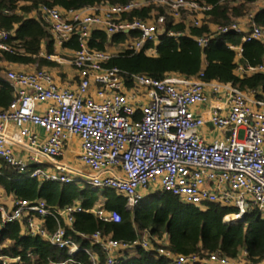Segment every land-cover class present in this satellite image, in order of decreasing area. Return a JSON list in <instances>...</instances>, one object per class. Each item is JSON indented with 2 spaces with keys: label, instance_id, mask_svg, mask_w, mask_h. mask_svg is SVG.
I'll use <instances>...</instances> for the list:
<instances>
[{
  "label": "built area",
  "instance_id": "1",
  "mask_svg": "<svg viewBox=\"0 0 264 264\" xmlns=\"http://www.w3.org/2000/svg\"><path fill=\"white\" fill-rule=\"evenodd\" d=\"M146 1L108 5L99 14L41 9L56 47L62 48L76 38L78 49L70 65L78 81L61 87L42 69L7 72L14 97L5 110H0V160L30 178L60 184L84 182L94 189L113 190L125 199L127 211L157 186L185 204H219L233 209L235 212L223 217L225 224H235L252 211L264 219V95L257 98L232 83L206 81L202 75L195 81L179 75L162 80L143 75L125 78L118 69L104 67L112 55L89 48L93 31H102L108 37L128 35L123 49L145 51L148 55L155 51L147 46L157 44L162 37L178 40L184 36V32L166 30L164 16L146 21L123 18L149 5L150 0ZM154 1V5L166 8L174 20L181 12L192 13L193 27L200 26L202 13L208 10L186 0ZM226 34L239 36L242 43L264 41V28L249 20L247 25L236 21L216 27L194 41L204 49L215 36ZM9 37L10 33L0 30V51L10 52L5 44ZM228 48L236 51L237 57L242 52L240 47ZM46 59L58 62L55 55ZM236 72L264 74V66H239ZM30 127L41 129L46 135L44 141L40 142ZM72 138L77 139L78 148L71 159L73 165H69L64 155ZM13 147L29 155L30 165L15 157ZM81 213L92 214L102 222L120 221L119 214L107 212L103 203L89 210L78 203L60 210L46 208L43 201H14L9 210L0 204L2 225L26 219L28 236L66 251L69 258L87 253L65 228ZM47 217L54 222L53 232L36 219L43 221ZM81 237L101 248L106 264H116V252L151 249L148 233L131 245L101 239L98 233ZM155 252L174 264L199 262L194 255L174 256L162 247ZM90 260L95 264L93 257ZM19 262V257L0 255V264ZM202 262L236 264L219 254Z\"/></svg>",
  "mask_w": 264,
  "mask_h": 264
},
{
  "label": "trees",
  "instance_id": "2",
  "mask_svg": "<svg viewBox=\"0 0 264 264\" xmlns=\"http://www.w3.org/2000/svg\"><path fill=\"white\" fill-rule=\"evenodd\" d=\"M131 0H0V30L10 33L5 44L10 52L0 51V73L2 64L36 67L50 70L58 64L47 60L53 56L55 43L47 24L42 19L41 9L62 11H81L95 8L101 4L125 5ZM208 9L202 13L199 27L191 25L192 13L183 12L177 20L168 16L166 8L149 4L132 10L123 18L133 20H156L165 17L166 30L184 32L178 40L162 37L157 44H149L154 55L145 51L134 52L128 49L113 54L105 68H116L122 76L143 75L154 80H162L168 75H179L187 79L202 75L206 81L232 83L239 90L253 93L257 98L264 95V74L253 72L238 74L239 66H264V41L253 40L242 43L239 36L226 34L215 36L209 45L201 49L194 39L207 36L212 28L228 26L240 19L254 22L264 28V6L254 13L250 7L260 0H186ZM251 18H250V17ZM131 37H136L135 34ZM128 35L119 34L108 37L102 31H93L88 46L93 51L105 52L111 46L124 44ZM240 47L236 51L228 48ZM62 48L77 51L75 37L62 45ZM13 87L0 77V109L4 110L13 100ZM89 186L60 184L40 181L17 172L0 161V198L34 203L43 201L46 208L60 210L78 203L82 209L89 210L97 202ZM103 206L107 212L119 214L118 223L102 222L88 213L76 214L74 222L66 228L67 235L87 253H78L72 258L66 251L57 250L49 243L24 233L26 219L5 225L0 219V255L13 259L20 258L19 264H106V256L101 248L89 239L98 233L101 239H111L131 245L149 234V250L137 248L134 255L125 252L117 258L116 264H174L158 255L155 249L162 247L174 256H196L199 262L212 254H219L233 262L240 255L244 264H264V219L256 212L247 213L235 224H225L223 217L235 212L219 204L194 206L185 204L177 197L158 190L148 195L133 210L125 209V199L113 190H103ZM44 227L53 232L54 223L50 217L44 219ZM165 240V242H164ZM157 241L160 243H157ZM244 254V255H243Z\"/></svg>",
  "mask_w": 264,
  "mask_h": 264
},
{
  "label": "crops",
  "instance_id": "3",
  "mask_svg": "<svg viewBox=\"0 0 264 264\" xmlns=\"http://www.w3.org/2000/svg\"><path fill=\"white\" fill-rule=\"evenodd\" d=\"M262 1H264V0H262ZM258 2H261V0L260 1H258ZM108 6V4L106 3V4H101V5H99V6H96L95 8H93V9H84V10H81L80 12H82V13H84V14H89V13H97V14H99L102 10H104V8L105 7H107ZM264 6V3H263V5H261L259 8H261V7H263ZM252 13H254V12H252ZM191 20V19H190ZM237 22H240L241 24H243V25H247V23H248V20L247 19H240V20H238ZM215 28H212V31L214 30ZM55 52H56V54H55V56L57 55V53L58 54H63V55H68V53H71V54H74V51H71V50H68V49H64V48H58V47H56L55 46ZM2 68H3V70L4 71H2L1 73H0V77H1V79H3V80H5V81H7L6 80V74H7V72H11V71H14V72H21V71H23V72H32V71H34L35 69H36V67H30V66H20V65H15V64H2ZM51 70V69H50ZM66 73H68V74H66L65 76H63L62 78H55L52 74H50L51 76H52V78H53V80H54V83L56 84V85H58V86H61V87H66V86H70V85H73V84H76V82L78 81L75 77V72L72 70L71 72H66ZM72 79H74V80H72ZM71 81V82H70ZM8 82V81H7ZM9 83V82H8ZM10 84V83H9ZM11 85V84H10ZM14 91V90H13ZM13 96H14V93H13ZM43 109V107H41V110ZM1 110V109H0ZM5 110V109H4ZM30 130L36 135V137H37V139L41 142V141H44V139H45V137H46V135H45V133L41 130V129H39V128H34V127H30ZM14 131V129L11 127L10 128V132L12 133ZM212 136H214V137H216L217 136V133H215V132H213L212 133ZM78 141H77V139L76 138H72L71 140H70V143H69V146H68V148H67V150H66V153H65V155H64V161L66 162V163H68L69 165H73L72 164V161H71V157H69L68 156V154H69V152H73V154H75L76 153V151H77V148H78ZM13 154L15 155V157H17L18 159H20L22 162H25V163H28V165H30V163H29V155L26 153V152H24L23 150H21V149H19V148H17V147H13ZM67 158V159H66ZM1 161V160H0ZM2 162V161H1ZM75 167H79V166H77V165H74ZM39 180V179H38ZM40 181H43V180H40ZM74 184H76V183H74ZM150 194H152V193H150V189L147 191V192H145L143 195V199H142V201L148 196V195H150ZM2 198H5V200H6V203L5 204H3L2 206L6 209V210H9L10 208H11V206H10V202H11V200L12 199H10V198H6V197H1L0 198V200L2 199ZM9 202V203H8ZM13 202H14V200H13ZM12 203V202H11ZM9 204V205H8ZM76 204V203H75ZM10 206V207H9ZM9 207V208H8ZM37 219V222L38 223H41L43 226H45L44 225V220L42 221V220H39L38 218H36ZM22 221V220H21ZM53 221V220H52ZM54 223V222H53ZM62 225H64V226H66L65 225V223L62 221ZM68 226H66L65 228H67ZM46 228V227H45ZM54 230V229H53ZM24 233H25V230H24ZM124 253L125 252H116L115 253V257L116 258H120V257H122L123 255H124ZM129 253V252H128ZM127 253V254H128ZM134 253V252H133ZM128 255H130V256H132V255H134V254H128Z\"/></svg>",
  "mask_w": 264,
  "mask_h": 264
},
{
  "label": "rangeland",
  "instance_id": "4",
  "mask_svg": "<svg viewBox=\"0 0 264 264\" xmlns=\"http://www.w3.org/2000/svg\"><path fill=\"white\" fill-rule=\"evenodd\" d=\"M145 2H147V1L145 0ZM154 3H155L154 0H150L149 1V4H154ZM263 3H264V1L261 0V2H258L256 4H254L253 6H251L250 7V12L256 11L261 5H263ZM182 13L183 12H181V14ZM123 45L122 46H120V45H118V46L117 45L111 46V47H109L107 49V52L110 55H113V54L117 53L120 49H123ZM58 53H57L56 56H57V59H58V62L59 63L56 62V61H54V62L57 63L59 67L58 68H55V69H51V70H45V69L44 70L47 71V72H49L50 74H52L55 78H62L63 76H65L66 74H68V73H66L67 71L68 72H71L73 70V68L70 65V61L74 58V54L68 53V55L65 56V55H63L61 53L60 54H58ZM195 79L196 78H194L192 80L195 81ZM72 80H74V79H72ZM68 156L71 157V159H72L73 152H69ZM76 184L79 187L86 186V184L84 182H78ZM87 186H89V185H87ZM158 190H159V188L157 186H153V187L150 188V193L157 192ZM90 192H92L93 196L97 198V202L95 204L103 203V201L105 200V198H104V193H103V190L102 189H94V188L90 187ZM11 202L10 203L8 202L10 204V206H12L13 200H11ZM5 203H6L5 198H2L0 200V204L3 205ZM164 242H165V240H164ZM157 243H160V241L159 242L157 241ZM128 252H129L128 254H133L134 250L131 249ZM236 264H244L242 255H240V257H239L238 261L236 262Z\"/></svg>",
  "mask_w": 264,
  "mask_h": 264
}]
</instances>
